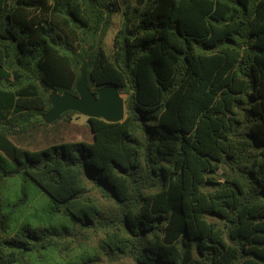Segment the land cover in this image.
I'll return each instance as SVG.
<instances>
[{
    "label": "trees",
    "instance_id": "trees-1",
    "mask_svg": "<svg viewBox=\"0 0 264 264\" xmlns=\"http://www.w3.org/2000/svg\"><path fill=\"white\" fill-rule=\"evenodd\" d=\"M119 3L0 0V264H264V0ZM86 52L124 119L16 145Z\"/></svg>",
    "mask_w": 264,
    "mask_h": 264
},
{
    "label": "water",
    "instance_id": "water-1",
    "mask_svg": "<svg viewBox=\"0 0 264 264\" xmlns=\"http://www.w3.org/2000/svg\"><path fill=\"white\" fill-rule=\"evenodd\" d=\"M87 52L81 59L80 77L75 85L76 95L52 90L48 96L50 110L42 115L44 124L57 121L66 112H75L86 118H99L107 123H118L124 119V100L114 86L90 89L87 82Z\"/></svg>",
    "mask_w": 264,
    "mask_h": 264
},
{
    "label": "rangeland",
    "instance_id": "rangeland-1",
    "mask_svg": "<svg viewBox=\"0 0 264 264\" xmlns=\"http://www.w3.org/2000/svg\"><path fill=\"white\" fill-rule=\"evenodd\" d=\"M125 1L130 5H134V1L136 2V0H119L121 7H124ZM118 27L119 15L116 14L113 16L111 28L103 40L102 46L106 54H109L111 51L113 37ZM92 140L93 138L88 127L87 119L82 115H73L70 120H61L57 123L46 124V126L40 127L27 135L13 138V142L16 145L28 150L43 148L50 143H91Z\"/></svg>",
    "mask_w": 264,
    "mask_h": 264
}]
</instances>
